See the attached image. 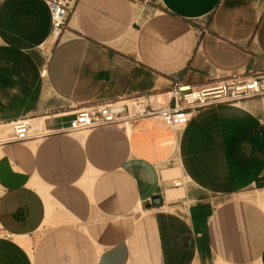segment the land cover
Segmentation results:
<instances>
[{
    "label": "crops",
    "instance_id": "0c3cea01",
    "mask_svg": "<svg viewBox=\"0 0 264 264\" xmlns=\"http://www.w3.org/2000/svg\"><path fill=\"white\" fill-rule=\"evenodd\" d=\"M53 34L44 0H0V126L33 133L0 142V264H264V99L65 130L261 68L264 0H76Z\"/></svg>",
    "mask_w": 264,
    "mask_h": 264
},
{
    "label": "built area",
    "instance_id": "2783aa9c",
    "mask_svg": "<svg viewBox=\"0 0 264 264\" xmlns=\"http://www.w3.org/2000/svg\"><path fill=\"white\" fill-rule=\"evenodd\" d=\"M44 1L51 12L53 33L58 36L65 29L76 0ZM168 96L174 104L158 108H153L147 99L133 100V112H130L129 105L116 100L98 102L78 109L65 130L76 132L103 125H121L128 119L145 115H155L172 129H180L202 107L217 103L236 104L253 97L264 99V65L261 68L251 67L215 78L207 85H190L176 81L168 90ZM94 109L96 114L92 113ZM10 128L9 136L0 142L24 141L33 135L29 117L15 120Z\"/></svg>",
    "mask_w": 264,
    "mask_h": 264
},
{
    "label": "rangeland",
    "instance_id": "374dc122",
    "mask_svg": "<svg viewBox=\"0 0 264 264\" xmlns=\"http://www.w3.org/2000/svg\"><path fill=\"white\" fill-rule=\"evenodd\" d=\"M150 1H152L155 5L157 3V0H150ZM10 133H11L10 126H0V141L6 139Z\"/></svg>",
    "mask_w": 264,
    "mask_h": 264
},
{
    "label": "bare ground",
    "instance_id": "6f19581e",
    "mask_svg": "<svg viewBox=\"0 0 264 264\" xmlns=\"http://www.w3.org/2000/svg\"><path fill=\"white\" fill-rule=\"evenodd\" d=\"M54 35H55V34H53V36H54ZM6 126H7V125H6ZM178 173H179V172H178ZM177 175H178V174H177ZM172 191H173V190H172ZM176 191H177V190H176ZM178 191H179V190H178ZM180 191H181V190H180ZM174 192H175V191H174ZM177 193H178V192H177ZM177 193H176V194H177ZM179 193H180V192H179ZM168 194H170V193H168ZM172 195H173V194H172ZM173 197H174V196H173Z\"/></svg>",
    "mask_w": 264,
    "mask_h": 264
},
{
    "label": "water",
    "instance_id": "95a60500",
    "mask_svg": "<svg viewBox=\"0 0 264 264\" xmlns=\"http://www.w3.org/2000/svg\"><path fill=\"white\" fill-rule=\"evenodd\" d=\"M156 199V197L155 198H153V200H155Z\"/></svg>",
    "mask_w": 264,
    "mask_h": 264
}]
</instances>
